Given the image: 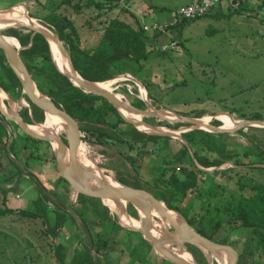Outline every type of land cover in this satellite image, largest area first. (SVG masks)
Returning a JSON list of instances; mask_svg holds the SVG:
<instances>
[{
    "label": "trees",
    "instance_id": "1",
    "mask_svg": "<svg viewBox=\"0 0 264 264\" xmlns=\"http://www.w3.org/2000/svg\"><path fill=\"white\" fill-rule=\"evenodd\" d=\"M128 3L129 0L126 1V5L122 6L121 0H61L45 17L40 19L43 21L41 22L43 25L61 38L70 53L76 70L86 80L102 82L123 73H131L139 78L144 61L152 51L150 46L163 33L156 32L149 35L143 30V25L137 18L134 21H128L119 16H110V12L116 8H119L123 13L129 12ZM244 4L237 9L230 8L228 14L241 11ZM212 10L203 16L210 15ZM30 15L36 18L31 13ZM105 17L106 19H104ZM201 17L196 19L179 18L178 22L169 28L181 32L183 27ZM82 27L87 29V33L81 32ZM3 33L16 37L24 47L20 52L21 57L40 90L46 93L57 106L64 108L79 119L82 140L103 144L106 138L113 143L126 144L128 153H121L122 164L126 166V163H129L137 173L139 168L144 166L146 158L157 156L161 161L160 171L154 177L145 180L134 177L135 180H130L135 182L132 183L118 173L116 174L118 180L134 187H147V189L156 191L172 209L182 214L172 211L170 213L173 216L183 220L185 218L189 225L209 235L220 244L234 245L230 239L238 235L243 240V245L239 251L237 264H264V182H260L254 177V174L249 173L252 170H264L263 166H254V164L264 163V127L246 126L236 132H211L195 128L182 133L190 147L170 136L148 134L127 122L118 109L105 97L85 91L82 87L75 85L69 77L62 74L53 60L50 44L44 35L36 33L32 37L33 30L25 26L8 27L3 29ZM88 38L92 39L91 43H88ZM30 43H32L31 46H29ZM0 87L16 101H19L22 96L25 97L30 106L21 107L19 113L25 122L29 124L44 122V113L30 100L27 94L23 93L20 78L10 66L1 48ZM134 92H137V87ZM12 102L16 106L13 100ZM133 104L141 109L147 108L146 103L140 100ZM3 109V114L9 116L7 110L4 107ZM30 110L32 115L29 114ZM144 120L153 125L169 128L189 125L155 117L145 116ZM211 122L217 126L222 124L219 119ZM17 126L21 129L18 124ZM258 130L262 132L261 136L257 135ZM21 131L24 136L15 135L10 138L0 117V172L4 174L3 184L12 183V186L6 189L14 188L16 186L13 184L14 180L18 177L23 178L25 172L10 157V152L18 159H23L25 156V165L29 167L31 161L38 157L37 152L43 145L23 129ZM238 136L245 138L248 144L242 143ZM40 137L44 136L40 135ZM63 138L66 140L64 133ZM174 142H178L181 147L177 149ZM51 151L53 159L57 160L52 149ZM4 157L8 159L7 163L3 162ZM140 158H142L141 161H139ZM247 158L248 161H246ZM227 162H232L235 165L213 171L201 168L217 167ZM8 169L11 174H8ZM151 170L153 171V169ZM243 170L246 171L243 172ZM233 183L236 188L232 187ZM60 185L69 191L73 189L71 183L65 177L60 176L54 188H43V190L49 194L50 202L54 205L62 202L71 208L68 195L64 194L61 197L58 190ZM143 199L151 201L147 197ZM3 200L6 202V195ZM39 201L38 197L33 202L38 203ZM77 201L84 207L90 208V204L85 201L81 199ZM151 202L154 204L153 201ZM128 207L138 217L137 209L131 202H128ZM91 208H96L102 213L98 217L89 215L94 218L89 219L96 226L106 227L103 223L111 224L110 228L106 229V237L101 236L100 233L94 237L91 233L89 239L90 237L92 239L88 240L85 250L80 252L81 255L77 253L70 263L66 262L67 246L53 241L52 244L55 247L59 263L103 264V261L105 263L103 259L106 257V264H118L119 257L126 248L124 245L118 248V243L121 244L123 239L121 236L125 235L123 237L128 243L133 241L136 236L137 244L141 243L146 252L143 257L138 252L140 245L137 246L134 243L128 245V249H126L132 258L130 264H154L147 257L154 250L153 246L140 233L122 229L116 216L110 214L108 207ZM195 208L197 211H194ZM70 210L74 212L71 213L74 219H82L87 224L84 210ZM10 212H14V209L0 208V216ZM20 212L41 217L44 222L49 223L44 231L46 236L49 237L54 232L56 227L50 225L48 205L42 208L36 206L35 210L26 209ZM118 215L120 223L128 225L119 213ZM87 227L90 230V226L87 225ZM92 241L93 251L91 249ZM165 245L169 249H175V245H172L171 242H167ZM186 248L195 256L199 264H209L207 256L201 248L190 243L186 244ZM188 250L186 251L192 259L193 256ZM160 264L173 263L162 259ZM213 264H218V262L214 260Z\"/></svg>",
    "mask_w": 264,
    "mask_h": 264
},
{
    "label": "rangeland",
    "instance_id": "2",
    "mask_svg": "<svg viewBox=\"0 0 264 264\" xmlns=\"http://www.w3.org/2000/svg\"><path fill=\"white\" fill-rule=\"evenodd\" d=\"M17 1L26 2L30 13L41 18L45 17L61 0H0V6L10 5L12 2ZM126 1L121 0V5H126ZM188 1L129 0L127 7H129L128 11L134 13L135 18L140 20L143 25L144 22L161 23L166 20L163 18L170 19L176 6ZM157 5L159 7L154 8ZM163 5L166 8L161 7ZM263 6L264 0H248L241 11L231 15L212 16L210 14L203 16L187 24L181 32L167 28L169 32L171 31V34L173 32V36L170 37V35L162 32L163 35L160 34L159 38L153 41L150 46L152 51L144 61L141 72H139L140 79L131 73H123V75L117 76V78L121 76L123 78L117 79L114 83L113 92L121 94L125 97L122 98L131 104L140 100L146 103L149 110L154 106L165 109L169 114L175 112L180 115H190L187 117L202 114L204 116L211 115L212 120L207 118L210 119L206 120L207 123L219 119L222 122L221 125H223L227 118H219L218 113L235 120L244 118L264 121V12L261 10ZM16 7L25 8L22 5L15 6L12 9H15L16 12H11L15 14L18 12L19 14L20 12ZM225 9L229 12V9L226 7ZM110 16L132 20L119 8L112 10ZM36 20L43 25L41 19ZM80 30L83 34L87 33L85 27ZM172 38L180 42L178 46L175 49L163 51L162 45L169 43ZM91 42L92 39L88 38V43ZM127 74H130L131 77ZM139 82L146 89L145 93L142 92ZM136 87L137 92H134ZM16 108L19 109L18 105ZM13 110L15 111L14 108ZM167 118L170 117L167 116ZM175 123L186 122L175 121ZM158 127L163 128L164 126ZM187 127L183 125L179 127V130H184ZM16 128L17 135L24 136L21 131L22 128L20 129L18 126ZM230 132H236V130ZM256 133L259 136L262 134L259 130ZM238 138L242 143L248 144L245 138L239 136ZM82 141L93 161L103 169L105 168L104 173L112 172L114 177L120 173L127 181L135 180L134 177L145 180L154 177L160 171L161 161L157 156L146 158L144 166L139 168L138 173L131 168L129 163L124 161L126 166L122 164L121 153H128L127 146L124 143H113L106 138L103 141L104 145ZM174 145L177 149L181 147L178 142H174ZM37 155L38 157H35L36 160L31 161L29 167L22 163L25 161V156L23 159L20 158L21 167L24 166L27 170H31L33 174L42 177L41 180L48 187H52L54 182L49 175L55 176L60 173L58 161L53 159L52 151L48 147L41 146ZM141 160L142 158L139 161ZM248 160L247 158L246 161ZM3 162L7 163L8 160L4 157ZM226 166L233 165L227 164ZM245 171L243 170V172ZM249 173L254 174V177L259 179L260 182H264V170H252ZM218 179L220 180V177ZM3 181L4 175L0 173V208L13 207L14 212L0 216V264H60L52 256L50 250L53 247V244L51 245L52 240L44 232L47 223L41 217L20 211L35 210L36 206L42 208L48 205L49 219L51 220L52 216H55L51 222H53V219L59 220V215L61 218H65L68 214L63 212L61 207L50 202L49 194L43 190V187L39 186L35 178L29 176L18 177L14 180L13 184L16 186L12 189H6L8 184H3ZM130 182L135 183L134 181ZM232 187L236 188L234 183ZM17 194L20 195L17 197ZM5 195L7 196L6 202L3 200ZM38 197L40 201L34 203V199ZM149 202L151 203V201ZM78 205L77 210L83 209L82 204L78 203ZM54 207L57 208L53 212ZM84 208L86 209V207ZM194 211H197L196 208ZM91 213L96 217L102 215L101 211L96 210V208ZM147 214L160 218L159 215L150 212H147ZM103 224L106 227H92L94 237H97L98 233L106 237V229L108 230L111 224ZM67 225L69 229L71 224L67 223ZM134 237L137 239L136 236ZM230 240L234 243V245H230L232 251L235 255H239L243 240L238 235ZM37 244L41 247L39 248ZM172 245L175 244L172 243ZM137 246H139L138 252L145 257L146 252L143 245L140 243ZM178 246L185 248L183 244ZM174 247L175 249L171 250L175 253L179 248L176 245ZM118 248H121L120 242ZM35 249L37 253H43L44 256L41 259L36 258ZM154 251L155 249L152 250L153 254H155ZM78 254H80V251H78Z\"/></svg>",
    "mask_w": 264,
    "mask_h": 264
},
{
    "label": "water",
    "instance_id": "3",
    "mask_svg": "<svg viewBox=\"0 0 264 264\" xmlns=\"http://www.w3.org/2000/svg\"><path fill=\"white\" fill-rule=\"evenodd\" d=\"M6 10H9V9H6ZM4 11H1L0 15ZM27 12H28V16L31 19H36L30 15L28 10ZM1 20L2 19L0 17V23H1ZM9 26H25L33 30L32 37L36 33H41L42 35H44L50 44L51 54L54 60L52 47H51V43L49 40L50 34H53L55 38L59 39L62 51L68 56L70 60V64L72 67V74L65 73L64 71L60 70V68L57 66L54 60L58 70L62 74L69 77L70 80L75 85L82 87L85 91L95 93V94L105 97L109 102H111L118 109L122 117L127 122L132 123L139 130L144 131V132L146 131V133L148 134L170 136L174 139L181 140L184 144L190 147L188 141L182 136L183 132L190 131L195 128H201V129H205L211 132H230V131L238 130L246 126L264 127V121L257 120V119L237 120V121H240V123L235 128L225 127L224 125L217 126V125H214L212 122H210L206 127H202V126H199L198 120L201 119L204 115L201 117H187V116H183V115H180L174 112L176 116H178V119H172V118L170 119V118H167L166 116L164 117L159 114H156L152 112V110H149L147 108L141 109L137 107L136 105L131 104L127 100H124L123 98L125 97L122 96L123 98L122 97L119 98L118 93H114L113 91H105V90H101V89H97L93 87L92 84H95L98 82L86 80L85 78L81 76V74L76 70L74 63L71 59L70 53L68 49L66 48V46L64 45V42L61 40V38L57 34H55L47 26H44V27L48 31L44 29L32 27L31 25L22 24L21 22H18L13 25H3L2 23L0 24V48L4 51L7 61L9 62L13 70L16 72L18 77L20 78L22 88H23V93L27 94L30 100L44 113L45 120L44 122H34L33 124H29L22 119L20 114H18L17 108H16V111L12 113L13 114L12 116H6L5 114H3L4 109L1 103V97H0V115L7 122H13V123L18 124L24 130V132L34 137L35 139H37L39 142L44 143L45 145L53 149L56 159L58 161V168L61 173L60 175L65 177L71 183L77 197L85 201L86 203L90 204L91 206L108 207L115 214L117 218V222L120 225V227L126 230H132V231L140 233L143 236V238L147 240L153 246L155 251L160 255V257H162V259H165L173 264H199L195 256L186 248V244L188 243L194 244L198 246L199 248H201V250L207 256L209 264H213L214 260H216L218 264L223 263L221 259L219 258L220 257L219 253L220 254L224 253L226 255L228 259L227 264H237L239 255L234 254L230 245H225L222 243L220 244L219 242L214 240L209 235L196 230L194 227L188 224V222L185 220L183 216L182 217L186 221L187 226L179 227L174 222L172 218V213H170L172 211H177V210L172 209L169 206L168 202L161 195H159L156 191L147 189V187L138 188V187L125 184L121 182L120 180H118L116 177L115 179L117 181L118 186L108 184L106 179L105 180L102 179L99 181H91L87 177L86 170L83 168V166L80 164L78 160V149L83 143L82 132H81V122L71 113L66 111L64 108L57 106L55 102L46 93L40 90L35 79L33 78L32 74L28 70L24 60L21 57L20 52L24 47L21 44L13 46L9 41H7L8 38H12V37L4 35L2 31L4 27H9ZM16 41H18V39H16ZM31 45L32 43H30L29 46ZM117 76L118 75H115L112 78L117 77ZM77 77L80 78V81L77 80ZM76 81H78V83ZM0 91L6 92L1 87H0ZM7 94L15 102L13 97L9 93ZM121 107H127L133 110L139 111L140 114H142V123L146 125L147 127L145 129L140 128L134 120L130 119L129 117L125 116L122 113L120 109ZM151 108H154L156 111L165 110V109L156 108L154 106ZM145 116L146 117H156L159 119L165 118L166 120L171 121V122L178 121V122H186V123H192V124L186 125L188 127L184 130H181L180 133L177 132L179 128L167 127L168 129H170V131H165L161 129L162 127L160 128L157 125H153L151 123L146 122V120H144ZM47 121L50 122L51 128L44 132V137H40V135L32 128V126L36 124L44 125ZM63 133L66 137V140H64L62 137ZM193 157L194 159H196L194 154H193ZM227 164L235 165L232 162H227L225 164L219 165L217 167H212V168H204V167H201L199 164L198 166L206 171H213V170L224 168ZM64 165L68 167V169L65 172H63L62 170V167ZM254 165L264 167V163H258ZM145 197L153 201L156 207L160 210V212H162L163 216L165 217L167 221V230L169 233L168 234L169 237H171V239L176 240L177 245H179V243L183 244L185 247L184 249L188 250L193 256L192 260L184 259L180 257L179 255H177L176 253H174L171 249H169L164 244V241L162 240V238H160L158 235L153 233V231H150L149 229H146L145 227L140 225L141 213L139 209L137 208L136 203L134 204L132 201L135 199H142ZM128 202H131L136 207L137 212H138V217H136L129 210ZM118 211L124 212L126 216L128 217V219L130 220V222H132V224L123 225L122 223H120ZM233 255H235L236 257Z\"/></svg>",
    "mask_w": 264,
    "mask_h": 264
},
{
    "label": "bare ground",
    "instance_id": "4",
    "mask_svg": "<svg viewBox=\"0 0 264 264\" xmlns=\"http://www.w3.org/2000/svg\"><path fill=\"white\" fill-rule=\"evenodd\" d=\"M16 9L20 12L19 14H18V12L16 14L11 12V11L16 12V10L12 9V8L9 11H4L3 13H1V15H0V17L2 19L1 23L3 25H8V24L13 25V24H16L18 22H21L22 24L31 25L32 27L44 29V30L48 31L36 19H31L28 16L25 8L22 9L20 7H16ZM49 40L51 43L54 60L57 64V66L60 68V70L64 71L65 73L72 74V67H71L70 61L68 59V56L62 51L59 39L55 38L53 36V34H50ZM7 41H9L13 46L19 44V42L16 41V39L13 37L8 38ZM121 75H123V74H121ZM118 76H120V75H118ZM128 76L131 77L130 74ZM119 78H123V76L118 77V78L117 77L110 78L106 81L98 82V83H95L92 85H93V87H95L97 89H101V90H105V91H113V85L117 81V79H119ZM77 80L80 81V78L77 77ZM76 82L78 83V81H76ZM139 84L141 86L142 92L145 93L146 89H144V86L140 82H139ZM4 94H5L6 98H8V95L5 92H4ZM118 97L119 98L122 97L121 94L118 93ZM5 107L9 110V112H10L9 114H11V116H12L13 115L12 113H14L13 103H11L10 106H5ZM120 109L125 116L134 120L140 128L145 129L147 127L146 125H144L142 123V114H140L139 111H136V110H133V109L127 108V107H121ZM150 110H152V112L159 114L161 116H164V117L168 116L172 119H178V116H176L175 113L169 114L166 110L156 111L154 108H151ZM218 116H219V118H223V117L227 118V119L225 118L226 121H224V123H223V125L225 127L235 128L240 123V121L231 119L227 115H221L218 113ZM207 118L211 119L212 116L206 115V116H203L201 119H199L198 120L199 126L206 127L209 124V123H207L208 121L206 122V120H210ZM32 128L38 134L44 136V132L46 130H49L51 128V125H50V122L47 121L44 125L36 124V125H33ZM161 129H163L165 131H170V129H168L166 127H163ZM177 132L180 133V130H178ZM78 160L80 161V164L83 166V168L86 170V173H87L86 175L91 181H99L102 179H104V180L106 179L108 184L118 186L117 181H116L115 177L113 176L112 172L111 173H104L103 168L98 167L96 164L94 165L93 162L91 161L90 157L88 156L86 150L84 149V147H82V145H81V150H78ZM67 169H68V167H66L65 165L62 167L63 172H65ZM132 202L134 204L136 203L137 208L139 209V211L141 213V219H140V225L141 226L145 227L146 229H149L150 231H153V233H155L160 238H162V240L164 241V244L167 242H171V243L175 244L177 246V248H179L178 251H175V253L177 255H179L180 257H182L184 259L192 260L190 258V256L188 255L186 249H184L183 247H179L177 245V241L174 239H171V237H169V235H168L169 233L167 230V221H166L165 217L163 216L162 212H160V210L156 207L155 204H153L152 202L150 203L149 201H146L143 198L142 199H135ZM118 212L121 214V216L124 218V220L127 222L128 225L132 224V222H130V220L128 219V217L126 216V214L124 212H120V211H118ZM147 212H150L154 215H159L160 218H155L152 215H148ZM172 218H173L174 222L177 223V225L179 227L187 226L185 220L180 219L178 217H175L173 215H172ZM219 256H220L219 258L223 262L222 264L228 263V259L224 253H221V254L219 253Z\"/></svg>",
    "mask_w": 264,
    "mask_h": 264
},
{
    "label": "crops",
    "instance_id": "5",
    "mask_svg": "<svg viewBox=\"0 0 264 264\" xmlns=\"http://www.w3.org/2000/svg\"><path fill=\"white\" fill-rule=\"evenodd\" d=\"M192 1L193 0H189L188 2H185L183 4L177 5L176 8H175L174 13L171 16V18L170 19L163 18V19H166V20H163V22H161V23H168L169 21H171L173 19V17L175 16L177 9L180 6L185 5L187 3H190ZM247 2H248V0L246 1V3ZM19 5L24 6L28 10L26 2L17 1V2H12L10 5H1L0 6V12L1 11H4L6 9L13 8L15 6H19ZM158 7L159 6L157 5L154 8H158ZM161 7L166 8L165 5H163ZM214 9L215 10L211 11V15L212 16H221V15H226V14L229 15L228 12L226 11L224 5H218ZM29 13H30V11H29ZM125 14H127L134 21V19H135L134 13L127 12ZM36 19H40V18L36 17ZM132 20H128V21H132ZM9 27H13V26H9ZM5 28H8V27H4L3 29H5ZM3 29H2V31H3ZM167 35H170V37L172 36L171 33L170 34H167ZM9 37H14V36H9ZM0 97H1L2 106L7 110V112H8L7 114H9L10 112H9V110L5 106H10L11 103H13L12 100H11V98L9 96H8V98H6V96H5V94H4L3 91H0ZM5 101H7V103H5ZM22 101H24L26 104L23 103ZM15 103H17L16 106L18 105V108H19V109H17L18 114L20 113L21 107H23V106L24 107L25 106H28L29 107L30 106L29 103H27V100L25 99V97H23V96L21 97V99L19 101H16L15 100ZM7 104H9V105H7ZM16 106L14 105L15 111H16ZM31 113L32 112L30 110V113L29 114L32 115ZM9 116H11V114H9ZM0 117H1V122L4 124L6 130L8 131V133L10 135V138H12L13 136L17 135V133H16V131H17V128H16L17 124L16 123H13V122H7L1 115H0ZM42 144L43 145H41V146H43L44 148L49 147V146L45 145L44 143H42ZM81 145H82V147H84V144L83 143ZM49 148L52 149L51 147H49ZM84 149L86 150V152H87L88 156L90 157L91 161L93 162V164L94 165L96 164L99 167V165L95 161H93V159L91 158L90 153L88 152V150L85 147H84ZM78 150H81V146L79 147ZM10 157L16 163H18L21 166V164H20L19 159L17 158V156H15L13 153L10 152ZM6 160H8V159L6 158ZM22 163L25 165V161L22 162ZM22 167L25 170L24 177H26V176H29L31 178L34 177L38 181L39 186L40 187H43V188H48V189L54 188L56 181L61 176L60 173L57 174V175H55V176L49 175V177H51L53 179L54 185L52 187H48V185H46L45 182H43L41 180L42 177L33 174V172L31 170H27L26 167H28V166H26V167L22 166ZM3 170H5V169H3ZM7 172H8V174H11V172L9 171V169L7 170ZM10 186H12V183H9L8 186H6V187H10ZM58 190L60 191L61 197H63L64 194L65 195H68V197H69V203H70L71 208L68 205H64L62 202H59V204L57 203L56 206L61 207V210L63 212H65V213H67L68 215L65 218H61L60 215H59L60 213H59L58 214L59 215V220L53 219V222H51L52 218L55 217V216H52V218L50 220V225L53 226V227H56V228L54 229V232L52 233V235L49 236V237L52 240L51 241V245H52V242L54 241V243H61V244L67 246L68 249H67V254H66V259H67L66 262L67 263H70L72 260H74L73 258H74V256H76V254L78 253V251L83 252L85 250V245L87 244L88 240L92 239L91 237L89 239V236L91 235V233H94V232H92V230H93L92 227H94V226L96 227V224H94V222L92 220H90V219H94V218H91L89 215H91L92 214L91 212H93V210H95L94 208H91V207H95V206H91L90 205V208L87 207L86 209L84 207H82L83 209H81V210H84L85 211V218H86V221H87V224H85L82 219H74L72 217V214H71V213H74V212L72 210H70V209L76 210L79 207V205H78L79 202L77 201L79 198L77 197L76 193L74 192V189H72L71 191H69L63 185H60V187L58 188ZM19 195L20 194H17L16 196L18 197ZM102 207L103 206H101V208ZM11 208L14 209L13 207H11ZM56 208L57 207H54L53 208V212H54V210H56ZM98 208H100V206H98ZM16 210H18V208H16ZM110 214L115 215L111 210H110ZM53 215H54V213H53ZM91 216H93V215H91ZM67 223L71 224V227L69 229H68ZM87 225L90 226V230L88 229ZM48 226H49V223L46 224V228ZM123 236H125V235H122L121 236V238H123L122 239V242H121V245H124L126 248H127L128 245H132L133 243H134V245H136L138 243L137 239H134L133 241H130L128 243L127 240L125 239V237H123ZM49 242H50V239H49ZM92 243H93V241L91 242V244ZM38 247H39V245H38ZM35 248H37V247H35ZM93 248L94 247H93V244H92V247H91L92 251H93ZM126 248H125L124 252L121 253V255L119 257L120 259L118 261V264H130V259H132V258L129 256V254L127 252V249L128 248L127 249ZM50 250H51L52 256L58 262V259H57V256H56L55 247L54 246L51 247ZM34 252H35V255H36V258L37 259L38 258L41 259L44 256L43 253H40V252L37 253V250L36 249H35ZM154 252H155V254H153L152 252L149 254V256H148L149 257V260L151 262H153L154 264H160L161 263V260H162V257H160V255L158 253H156V251H154ZM106 259H107L106 257L103 259V260H105V263L103 261V264H106Z\"/></svg>",
    "mask_w": 264,
    "mask_h": 264
},
{
    "label": "built area",
    "instance_id": "6",
    "mask_svg": "<svg viewBox=\"0 0 264 264\" xmlns=\"http://www.w3.org/2000/svg\"><path fill=\"white\" fill-rule=\"evenodd\" d=\"M246 0H193L191 3L180 6L173 19L167 23L162 24L160 22H152V23H143V30L152 35L156 32H165L166 34H170L167 28L169 26L174 25L178 22L179 18L186 19H196L205 15L208 11L212 10L219 4L225 5L227 9L230 8H240L242 4H244ZM262 11L264 12V6L262 7ZM180 42L176 39L172 38L169 43H165L162 45V50L167 51L171 49H175ZM20 45V43H19ZM121 75V74H120Z\"/></svg>",
    "mask_w": 264,
    "mask_h": 264
},
{
    "label": "flooded vegetation",
    "instance_id": "7",
    "mask_svg": "<svg viewBox=\"0 0 264 264\" xmlns=\"http://www.w3.org/2000/svg\"><path fill=\"white\" fill-rule=\"evenodd\" d=\"M62 137H63V134H62ZM64 139V138H63Z\"/></svg>",
    "mask_w": 264,
    "mask_h": 264
}]
</instances>
